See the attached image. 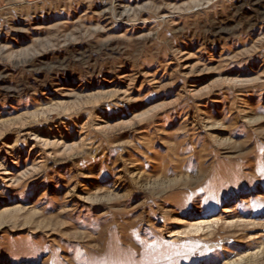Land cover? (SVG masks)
<instances>
[{
    "label": "rangeland",
    "instance_id": "obj_1",
    "mask_svg": "<svg viewBox=\"0 0 264 264\" xmlns=\"http://www.w3.org/2000/svg\"><path fill=\"white\" fill-rule=\"evenodd\" d=\"M0 165V264H264V0H0Z\"/></svg>",
    "mask_w": 264,
    "mask_h": 264
},
{
    "label": "bare ground",
    "instance_id": "obj_2",
    "mask_svg": "<svg viewBox=\"0 0 264 264\" xmlns=\"http://www.w3.org/2000/svg\"><path fill=\"white\" fill-rule=\"evenodd\" d=\"M36 137H38L39 135H35ZM37 139V138H36ZM0 166H3V165H0ZM5 170V169H4ZM7 173V172H6Z\"/></svg>",
    "mask_w": 264,
    "mask_h": 264
}]
</instances>
